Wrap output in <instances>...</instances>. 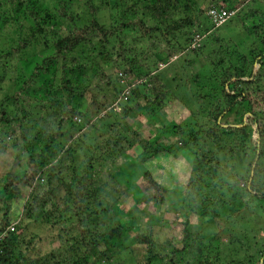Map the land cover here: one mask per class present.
<instances>
[{
	"label": "trees",
	"instance_id": "trees-1",
	"mask_svg": "<svg viewBox=\"0 0 264 264\" xmlns=\"http://www.w3.org/2000/svg\"><path fill=\"white\" fill-rule=\"evenodd\" d=\"M239 1L0 0V34L13 28L10 42L2 38L0 44V80L8 78L3 89H12L0 99V142H6L0 153L8 144L13 160L25 161L0 174V264H264V250L261 256L248 252V233L227 225L211 235L189 228L190 213L212 228L227 224L228 212H218L221 202L240 222L264 211V0ZM221 5L234 14L215 26L207 10ZM234 19L241 43L249 39L247 50L231 51L219 34L230 29L239 35ZM212 41L215 47L200 64L198 54ZM167 72L176 82L171 86L159 76ZM192 90L203 102L204 120L196 125L200 139L192 137L195 158L174 221L179 238L176 245L158 243L154 225H134L139 207L118 212L124 190L106 168L124 139L128 148L144 149L141 162L162 151L174 155L167 141L149 143L125 116L132 105L148 112L168 91H184L190 101ZM111 115L124 121L113 129L96 127ZM108 129L117 136L103 140V150L94 142ZM89 137L94 141L86 142ZM179 142L189 143L177 137L173 144ZM167 192L145 169L137 202L162 211ZM30 219L49 224L56 249L33 253V239L18 232ZM212 237L217 245L209 253L204 240Z\"/></svg>",
	"mask_w": 264,
	"mask_h": 264
},
{
	"label": "rangeland",
	"instance_id": "rangeland-1",
	"mask_svg": "<svg viewBox=\"0 0 264 264\" xmlns=\"http://www.w3.org/2000/svg\"><path fill=\"white\" fill-rule=\"evenodd\" d=\"M117 1L120 4L121 2L129 3L132 0ZM196 1L198 3H201L203 0ZM233 1L234 3L240 2L239 0H237L238 2H236V0ZM231 24L235 27V29L239 31V35L234 36V34H231L230 29H223L219 33L220 36L225 40V43L230 47L231 51H244L245 49L247 50L250 45L249 39H243L244 42L241 43V38H243L244 36H242V33H240L241 28L239 26V22L234 19L232 20ZM11 31H13V28L11 30H9L8 28H4L2 34H0V44L4 41V39L10 42L7 38L11 36ZM214 47L215 41H212L211 43H208L206 45V47L203 49V53L198 54L200 56V64L204 63V55L211 54ZM220 55L226 56L225 52H222ZM216 58L217 57L215 56L214 59L216 60ZM194 65L195 64L193 63V67ZM107 70L108 72H115V70L111 68ZM170 74L171 73L167 72L164 75L159 74V76L161 79H165V81L171 86L174 81L170 80ZM9 83L11 82L8 78L0 80V99L3 98L5 94L12 92V89H3ZM158 84L157 86H159ZM9 88L11 87L9 86ZM197 91L198 90H192L191 95L195 97V93ZM112 96L113 94L109 96L110 99L112 98ZM130 103L132 104V102ZM202 103L203 102L198 101L196 97L189 101V95L184 91L175 92V94H172L168 91L166 95L161 98V102L152 105L148 112H140L145 107L142 104H140L139 107L132 105V110H130L129 114L125 116L126 120L133 122L134 128L139 130V132L142 133L143 136H145V140L149 143H154L153 141H156L158 143L167 141L172 149L171 153L174 155H166V152L162 151L158 157L148 155L146 157L147 159L145 158L146 160L141 162V160L137 156L142 153L144 149H142L139 144H134L132 145V147L128 148L124 139V141L122 142V144L124 145L123 149L121 151H117L119 153L114 154L112 161L110 159L106 161V163H110V161L112 163L110 167L106 168V173H110L115 179V181H113L121 189L124 190V193H122L119 198V208L121 210H119L118 212H126L135 205L137 206V208L139 207L141 210L138 213L139 215L134 219V225L140 226V228H142L143 230H145L148 226L154 225V237L156 238L158 243H163L166 241V239H171L172 242L176 245L179 238L180 227H178V224H176L174 221L177 218L178 213L181 212L182 192L185 187L186 179L191 171L190 163L192 162V159L195 158L197 146L196 144L191 142L194 140L192 139V137H195V140H199L202 134L201 128L199 126L196 127L198 123H203L204 120V115L202 114ZM115 109L119 110L120 107L116 105ZM193 109L195 110L193 111ZM107 117H105L106 119H104V122L102 124L99 123L96 127L103 128L102 130H104L106 127H108L109 124H113V129L116 124L122 123L124 121L123 118L117 117V115H111V117L109 118ZM176 126L182 128L181 133H178L179 128ZM90 135L91 134H89V136ZM116 136L117 135H113L112 130L108 129L101 138H96L94 143L99 144L101 148L105 150L106 144L102 141L108 140V142H111V140ZM179 136L182 137L183 140L187 143L189 142L187 146L181 145V142H179L178 146H175L173 144V141L177 140V137L180 138ZM253 136V139H255L257 134H254ZM0 137L3 138V135L0 134ZM93 141V137L92 140H90V137L86 140V142ZM228 142L229 141L226 140V143L223 142V145L227 146ZM0 143L6 144L5 140L1 141ZM170 147L168 148V151ZM12 152H14L13 148H11L10 145L7 144L4 151L0 153V174L3 173L4 169H8L13 166L14 162L16 164V170L24 167V158L20 156L16 160V162L15 160H13V156L11 154ZM235 155L239 156L238 154ZM169 156H171L172 158ZM229 156L232 155L227 154L228 158ZM231 160L237 161L236 156H232L230 161ZM223 165L224 169H227L228 166H230L228 161H225ZM148 168L152 171L153 175L157 176V179L161 182H164L167 187V198L165 200L162 211L158 210L157 208L156 210L154 209L155 211H150L148 209H145V207H143L141 203L137 202V191L141 188V176L145 169ZM0 210H2V208ZM218 212L219 214L228 212V215H225L227 224L218 223L212 228L207 225L205 219L197 216L196 214L190 213L189 228L195 231H203L204 234L211 235L214 232H217L219 234V232L222 230L220 228H224L227 225L226 228L231 232H242V234H249L245 239L250 247H246L247 249H249L248 252L250 251L252 254H254L261 250H264V211L261 212V210H258V215H250L242 222L234 220V211L229 210L228 206L223 207L222 202L221 209ZM11 213L13 216L17 215L15 212V208L11 210ZM68 222L69 219H67L65 225H68ZM23 223L26 224L25 229H23V231L19 229L18 232H23L25 238L33 239V243L31 244L34 249L33 253H42L44 251L56 249L59 246V240L54 238V234L51 233L48 223L40 222L39 220L34 221L33 219L25 220ZM249 225L253 227L252 232H249ZM133 231L134 232L131 233V235L137 233V230ZM204 241L207 246L208 243L211 246L207 251H211L212 249L214 250V247L217 245V239L215 237ZM221 241L223 242L221 249L222 255H227L229 249L228 247L230 245L228 238H221ZM255 255L261 256L259 255V253ZM240 256L242 257L243 254H240ZM209 258L211 259V257ZM222 264H224L223 261Z\"/></svg>",
	"mask_w": 264,
	"mask_h": 264
},
{
	"label": "built area",
	"instance_id": "built-area-1",
	"mask_svg": "<svg viewBox=\"0 0 264 264\" xmlns=\"http://www.w3.org/2000/svg\"><path fill=\"white\" fill-rule=\"evenodd\" d=\"M207 14L210 16L211 20L214 22L215 26H219L223 24L232 14H234V11L228 10L227 6L224 7V5L221 6H211L207 10ZM118 75H121L120 73ZM10 230L14 229V224L12 223L9 226ZM4 233L0 234V238Z\"/></svg>",
	"mask_w": 264,
	"mask_h": 264
},
{
	"label": "clouds",
	"instance_id": "clouds-1",
	"mask_svg": "<svg viewBox=\"0 0 264 264\" xmlns=\"http://www.w3.org/2000/svg\"><path fill=\"white\" fill-rule=\"evenodd\" d=\"M175 58V56H173Z\"/></svg>",
	"mask_w": 264,
	"mask_h": 264
}]
</instances>
